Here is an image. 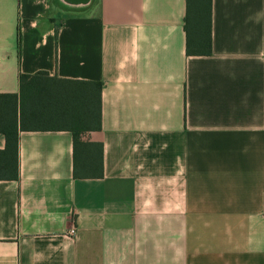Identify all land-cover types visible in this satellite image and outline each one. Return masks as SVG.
Returning a JSON list of instances; mask_svg holds the SVG:
<instances>
[{"label": "crops", "instance_id": "crops-1", "mask_svg": "<svg viewBox=\"0 0 264 264\" xmlns=\"http://www.w3.org/2000/svg\"><path fill=\"white\" fill-rule=\"evenodd\" d=\"M185 10L0 0V93L37 71L100 83L75 143L17 131L0 264H264V0H210L207 55L185 51Z\"/></svg>", "mask_w": 264, "mask_h": 264}, {"label": "trees", "instance_id": "trees-1", "mask_svg": "<svg viewBox=\"0 0 264 264\" xmlns=\"http://www.w3.org/2000/svg\"><path fill=\"white\" fill-rule=\"evenodd\" d=\"M184 29L187 55L210 53V0H186ZM17 81V101L15 94L0 93V133L5 138L1 153L7 154V162L0 165L1 179L17 177L19 129H65L75 143L81 132L100 127L99 82L58 78L43 71L18 74ZM5 107H10L12 114L5 112Z\"/></svg>", "mask_w": 264, "mask_h": 264}, {"label": "built area", "instance_id": "built-area-1", "mask_svg": "<svg viewBox=\"0 0 264 264\" xmlns=\"http://www.w3.org/2000/svg\"><path fill=\"white\" fill-rule=\"evenodd\" d=\"M263 216H264V210H263ZM73 229H71L70 231H69V233H71V234H73Z\"/></svg>", "mask_w": 264, "mask_h": 264}]
</instances>
